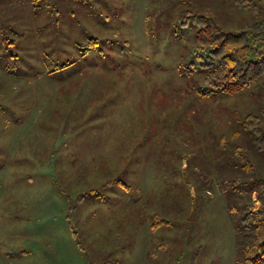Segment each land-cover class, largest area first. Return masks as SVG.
<instances>
[{"label": "rangeland", "instance_id": "1", "mask_svg": "<svg viewBox=\"0 0 264 264\" xmlns=\"http://www.w3.org/2000/svg\"><path fill=\"white\" fill-rule=\"evenodd\" d=\"M235 1L0 0V264H233L245 151L264 181L234 120L264 94L179 70L184 16L264 18Z\"/></svg>", "mask_w": 264, "mask_h": 264}, {"label": "trees", "instance_id": "2", "mask_svg": "<svg viewBox=\"0 0 264 264\" xmlns=\"http://www.w3.org/2000/svg\"><path fill=\"white\" fill-rule=\"evenodd\" d=\"M250 0H236L240 4V13L247 10L257 13L264 5H249ZM237 6L235 9L239 10ZM191 23L196 30L194 40V59L179 70L180 74L189 75L197 71L202 76L204 87L196 88L199 97L234 95L252 84L259 85L264 94V18L240 25L237 30H222L213 19L206 15L193 14L184 16L181 24ZM240 142L254 153H264V110L250 111L241 118H236ZM245 151L240 159V190L235 178L230 195L240 194V204L236 218L238 232L237 252L233 264H264V181L254 180V164ZM235 167V166H234ZM246 177L242 182L241 176ZM255 201H251L252 195ZM234 213V207L228 208ZM162 223H167L162 221Z\"/></svg>", "mask_w": 264, "mask_h": 264}, {"label": "crops", "instance_id": "3", "mask_svg": "<svg viewBox=\"0 0 264 264\" xmlns=\"http://www.w3.org/2000/svg\"><path fill=\"white\" fill-rule=\"evenodd\" d=\"M116 188H117V190L125 189L124 186L122 187V184H120V183H117V184H116ZM154 217H155V216H154ZM155 222H156V221H154V223H155ZM167 222H168V224H163V223H162L161 225H162V226H171V224H170L171 222H169L168 220H167ZM154 223H153V224H154ZM158 226L160 227V225H157V226H155V227H158Z\"/></svg>", "mask_w": 264, "mask_h": 264}, {"label": "built area", "instance_id": "4", "mask_svg": "<svg viewBox=\"0 0 264 264\" xmlns=\"http://www.w3.org/2000/svg\"><path fill=\"white\" fill-rule=\"evenodd\" d=\"M255 199H254V197H253V201H254Z\"/></svg>", "mask_w": 264, "mask_h": 264}]
</instances>
